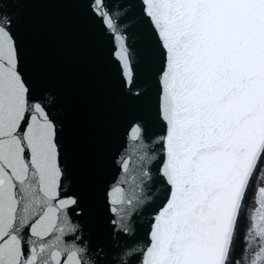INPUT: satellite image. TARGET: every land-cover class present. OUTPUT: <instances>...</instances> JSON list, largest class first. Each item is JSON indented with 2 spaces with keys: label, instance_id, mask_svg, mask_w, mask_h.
Segmentation results:
<instances>
[{
  "label": "snow or ice",
  "instance_id": "obj_1",
  "mask_svg": "<svg viewBox=\"0 0 264 264\" xmlns=\"http://www.w3.org/2000/svg\"><path fill=\"white\" fill-rule=\"evenodd\" d=\"M48 8L106 53L112 146L81 150ZM0 264H264V0H0Z\"/></svg>",
  "mask_w": 264,
  "mask_h": 264
},
{
  "label": "water",
  "instance_id": "obj_2",
  "mask_svg": "<svg viewBox=\"0 0 264 264\" xmlns=\"http://www.w3.org/2000/svg\"><path fill=\"white\" fill-rule=\"evenodd\" d=\"M34 22L38 54L62 85L65 106L80 131L82 152L87 154L93 145L112 146L117 116L129 109L116 103L102 45L83 35L64 10H39ZM103 170L107 172L106 166Z\"/></svg>",
  "mask_w": 264,
  "mask_h": 264
},
{
  "label": "trees",
  "instance_id": "obj_3",
  "mask_svg": "<svg viewBox=\"0 0 264 264\" xmlns=\"http://www.w3.org/2000/svg\"><path fill=\"white\" fill-rule=\"evenodd\" d=\"M243 245H242V241H238V250H239V248L240 247H242Z\"/></svg>",
  "mask_w": 264,
  "mask_h": 264
}]
</instances>
